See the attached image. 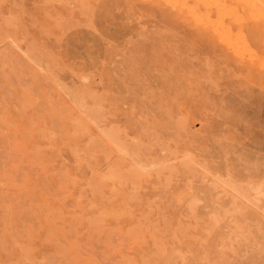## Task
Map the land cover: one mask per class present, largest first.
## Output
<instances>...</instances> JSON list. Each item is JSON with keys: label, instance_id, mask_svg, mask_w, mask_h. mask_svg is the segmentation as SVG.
Wrapping results in <instances>:
<instances>
[{"label": "rangeland", "instance_id": "374dc122", "mask_svg": "<svg viewBox=\"0 0 264 264\" xmlns=\"http://www.w3.org/2000/svg\"><path fill=\"white\" fill-rule=\"evenodd\" d=\"M182 1L0 0V264H264V0Z\"/></svg>", "mask_w": 264, "mask_h": 264}, {"label": "bare ground", "instance_id": "6f19581e", "mask_svg": "<svg viewBox=\"0 0 264 264\" xmlns=\"http://www.w3.org/2000/svg\"><path fill=\"white\" fill-rule=\"evenodd\" d=\"M174 1V0H173ZM184 1V0H183ZM182 1V2H183ZM200 1V0H199ZM202 2L204 1V0H201ZM212 1V0H211ZM240 1H243V0H240ZM248 1V0H247ZM247 1H244V3H247ZM167 2V1H166ZM177 2V1H176ZM207 2H210L209 0L208 1H205V3H207ZM169 3H171V2H169ZM205 3H203V4H205ZM216 3V2H215ZM250 4H251V0H250ZM172 5V4H171ZM182 5V4H181ZM209 5V4H208ZM216 5H218V4H216ZM183 6V5H182ZM196 6V5H195ZM221 6V5H220ZM188 7V6H187ZM241 7H242V5H241ZM244 7H245V5H244ZM251 7H252V5H251ZM236 8V7H235ZM189 9V8H188ZM230 10V9H229ZM235 13V12H234ZM254 13H255V10H254ZM261 14V13H260ZM207 15V14H206ZM225 16V15H224ZM238 16V15H237ZM218 17V16H217ZM219 18V17H218ZM217 26V25H216ZM220 32V31H219ZM226 33V32H225ZM222 34V33H221ZM228 34V33H227ZM239 40V39H238ZM244 41V40H243ZM239 43V42H238ZM242 44V43H241ZM247 44V43H246ZM231 45V44H230ZM238 45V44H237ZM236 46V45H235ZM238 47H239V45H238ZM241 47V46H240ZM260 59V58H259ZM262 63H264V62H262Z\"/></svg>", "mask_w": 264, "mask_h": 264}]
</instances>
